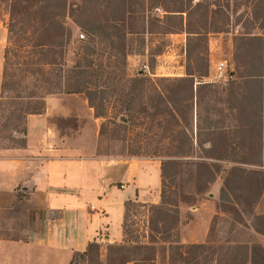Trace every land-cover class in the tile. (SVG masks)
Here are the masks:
<instances>
[{"label": "rangeland", "instance_id": "1", "mask_svg": "<svg viewBox=\"0 0 264 264\" xmlns=\"http://www.w3.org/2000/svg\"><path fill=\"white\" fill-rule=\"evenodd\" d=\"M14 3L0 0V153L26 145L28 100L15 96L34 89L20 80L16 64L31 48L21 49L9 27L45 16H14ZM35 4L50 5L65 26L64 37L58 28L41 37L66 40L68 63L77 59L73 50L87 47L109 66L100 78L108 117H96L81 96L64 94L47 95L40 114L50 111L47 102L66 98L90 120L81 129L93 127L97 156L150 161L161 177L152 201L126 203L124 242L92 246L72 264H264V0ZM6 48L13 78L3 88ZM139 75L145 80L125 110V90ZM69 127L52 136L79 147ZM27 230L25 212L0 210V237L25 239Z\"/></svg>", "mask_w": 264, "mask_h": 264}, {"label": "crops", "instance_id": "2", "mask_svg": "<svg viewBox=\"0 0 264 264\" xmlns=\"http://www.w3.org/2000/svg\"><path fill=\"white\" fill-rule=\"evenodd\" d=\"M64 95L47 102L46 114L28 116L25 146L0 153V210L28 217L25 239L0 237V264H72L90 243L124 242L126 203L152 201L161 185L150 161L97 156L93 127L81 129L90 120L67 107L68 97L80 96ZM60 125L70 126L68 135L77 131L79 147L52 136Z\"/></svg>", "mask_w": 264, "mask_h": 264}, {"label": "trees", "instance_id": "3", "mask_svg": "<svg viewBox=\"0 0 264 264\" xmlns=\"http://www.w3.org/2000/svg\"><path fill=\"white\" fill-rule=\"evenodd\" d=\"M45 0H16L13 7V15L20 14L23 10H30L36 12V14H44L43 19L37 17L20 21L13 22L10 25V34H18L19 47L21 49L29 46L31 49L27 58L18 60L16 64L18 69L23 72L19 77L20 80L29 79L30 85L34 88L30 95L23 96L21 93H17L15 99L22 101L27 99V108L25 111V117L28 114H40L46 107L45 99L47 95L57 94H78L84 98L89 106L95 110L96 117H108L105 112L107 103L106 89L100 88L103 85L100 82V78H103L106 66L104 62L99 61L94 56L95 52L89 48H84L81 51L73 50L76 55L74 63H68L66 55L68 49L66 48V40L60 42L56 40H43V35L49 33L51 29L58 28L61 30V36L66 35V28L56 20V14L54 9L50 5L37 6L36 2H42ZM52 1V0H46ZM36 6V9L34 7ZM32 14V13H31ZM20 24V25H19ZM40 38V39H39ZM24 41H28L30 44H20ZM67 43L71 44L72 34L69 33ZM61 48V50H58ZM5 59V72H4V85L3 88H7L9 79L13 78V74L9 72V50L6 48L4 53ZM144 76H137L130 80V86L126 93V101L123 104V109L130 111V103L133 99L137 88L144 82ZM20 84V81L19 83ZM111 86V82H106V85ZM95 86H97L95 88ZM99 89H101L99 91ZM15 90V89H14ZM101 92V102H97V94ZM102 107V111L98 112V108ZM14 113V111H11ZM124 120V119H123ZM19 124H16L15 128H18ZM24 134L27 133L26 127L22 130ZM134 203L129 201L128 204ZM92 246L100 248L97 243H90L88 249L84 253H88ZM73 262V260H72Z\"/></svg>", "mask_w": 264, "mask_h": 264}, {"label": "built area", "instance_id": "4", "mask_svg": "<svg viewBox=\"0 0 264 264\" xmlns=\"http://www.w3.org/2000/svg\"><path fill=\"white\" fill-rule=\"evenodd\" d=\"M81 37H84V34H82ZM224 65H225V62H222L219 66H217V71H218V73L220 72V75L223 74Z\"/></svg>", "mask_w": 264, "mask_h": 264}]
</instances>
